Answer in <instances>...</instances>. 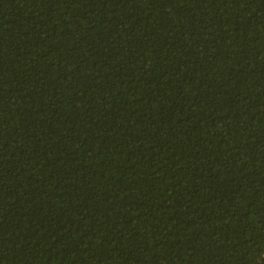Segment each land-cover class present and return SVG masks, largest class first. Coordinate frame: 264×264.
I'll list each match as a JSON object with an SVG mask.
<instances>
[{
  "label": "trees",
  "instance_id": "1",
  "mask_svg": "<svg viewBox=\"0 0 264 264\" xmlns=\"http://www.w3.org/2000/svg\"><path fill=\"white\" fill-rule=\"evenodd\" d=\"M0 264H264V0H0Z\"/></svg>",
  "mask_w": 264,
  "mask_h": 264
}]
</instances>
